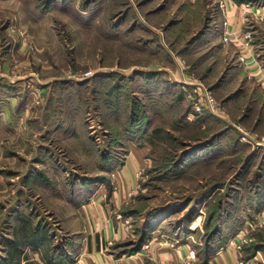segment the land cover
<instances>
[{
  "label": "rangeland",
  "instance_id": "obj_1",
  "mask_svg": "<svg viewBox=\"0 0 264 264\" xmlns=\"http://www.w3.org/2000/svg\"><path fill=\"white\" fill-rule=\"evenodd\" d=\"M172 1L0 0V264H34L28 224L41 253L62 234L34 182L71 199L107 187L126 254L189 244L195 261L247 221L242 256L261 250L264 89L228 84L234 61L210 45L218 2Z\"/></svg>",
  "mask_w": 264,
  "mask_h": 264
},
{
  "label": "crops",
  "instance_id": "obj_2",
  "mask_svg": "<svg viewBox=\"0 0 264 264\" xmlns=\"http://www.w3.org/2000/svg\"><path fill=\"white\" fill-rule=\"evenodd\" d=\"M148 1L151 2L152 0ZM188 2L187 0L172 1L169 4V10L171 11L172 7H177L175 9L179 10L181 14L186 11L187 6L184 5ZM216 2L219 0H213V4ZM159 5L158 3L156 6ZM226 5L225 15H222L218 5L215 9L217 11L212 14L211 28H215L216 25H221V27L217 35H212L210 45L215 46L218 43L219 46L222 44L220 52L222 51V54L227 56L230 54L231 61L235 62L231 63L232 65L229 67L233 78L228 84H232L233 87L245 86L243 83L250 87L255 85L256 88L253 91L258 94L259 87L264 89V64L260 61L261 52L264 54V0H227ZM224 19H227L229 23L227 30L231 32L230 41L225 43H223L225 27L224 21H222ZM170 22L173 24L174 21L169 20V25ZM208 37H210V33L207 34V32L201 37L206 45H208L207 40L211 39ZM205 64H203V68ZM34 183L36 189L39 190L35 195L41 197L42 201L51 208L52 213L57 217V221L60 222V232H62L61 235L55 232L54 236L57 238L49 248L46 246L45 251L41 253L47 238L43 237L39 230H33L37 221L34 220L35 223L31 226L27 225L28 229L33 228L34 238H40L39 244L36 243L37 250L33 256L34 264H239L240 261H244L245 264H253V261L256 260H262L264 263V238L259 237L261 250L256 251L249 259L242 256L240 238L249 233L254 239L255 228L248 221L242 222L239 227L232 229L231 233L222 230L223 233H220L222 234L220 238L222 241L219 240L218 244L211 241L209 245H206L204 254L201 253L204 248H200V254L204 256L201 257L198 254L195 261H188L189 253L193 251L189 244H180L178 249H173L172 246L150 245L151 256L144 254L143 251L126 254L128 249H124L121 244L123 240L128 239V235L121 225L116 224L110 218V209L104 207L102 203L101 197L107 187L104 185H95V188L86 187L87 185L80 186L78 187L79 199L78 196L77 199H75L76 196L71 199L70 196L66 197L65 195L69 194L68 192L71 193L69 188L64 186L58 187V189L48 187L49 182L45 187L41 186L40 188L38 182ZM263 188L262 184L257 193V198H261V201L256 209V214L259 220L258 225L261 227L257 230H263L264 233ZM112 196V207H117L116 196ZM23 234V238H25L23 245L30 246L33 241L27 242L26 231H23ZM57 239H60V242ZM47 249L48 251H46ZM3 260L2 264L12 261V259L7 260L5 258ZM28 260L30 259L27 255L20 256L18 264H27ZM14 262L12 261L11 264Z\"/></svg>",
  "mask_w": 264,
  "mask_h": 264
},
{
  "label": "built area",
  "instance_id": "obj_3",
  "mask_svg": "<svg viewBox=\"0 0 264 264\" xmlns=\"http://www.w3.org/2000/svg\"><path fill=\"white\" fill-rule=\"evenodd\" d=\"M226 3H227V0H219V2H218V5H219V8L221 9V11H222V13L225 15V13H226V10H227V5H226ZM224 22H223V25H224V27H225V30H224V32H223V40L225 41V42H228V41H230V35H231V32L229 31V30H227V28H228V25H229V23H228V21H227V19H224L223 20ZM204 98L205 99H207L208 100V102H210L211 101V99H210V97L208 96L207 97V95H204ZM244 241H246V240H244ZM191 257L192 258H195V252L193 251L192 253H191Z\"/></svg>",
  "mask_w": 264,
  "mask_h": 264
},
{
  "label": "trees",
  "instance_id": "obj_4",
  "mask_svg": "<svg viewBox=\"0 0 264 264\" xmlns=\"http://www.w3.org/2000/svg\"><path fill=\"white\" fill-rule=\"evenodd\" d=\"M256 247H258V248H259V246H256Z\"/></svg>",
  "mask_w": 264,
  "mask_h": 264
}]
</instances>
